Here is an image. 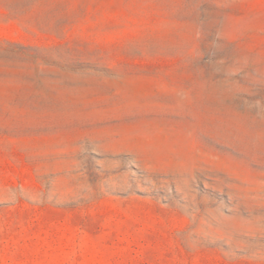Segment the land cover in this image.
I'll list each match as a JSON object with an SVG mask.
<instances>
[{"label":"rangeland","instance_id":"obj_1","mask_svg":"<svg viewBox=\"0 0 264 264\" xmlns=\"http://www.w3.org/2000/svg\"><path fill=\"white\" fill-rule=\"evenodd\" d=\"M0 264H264V0H0Z\"/></svg>","mask_w":264,"mask_h":264}]
</instances>
